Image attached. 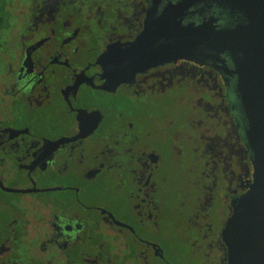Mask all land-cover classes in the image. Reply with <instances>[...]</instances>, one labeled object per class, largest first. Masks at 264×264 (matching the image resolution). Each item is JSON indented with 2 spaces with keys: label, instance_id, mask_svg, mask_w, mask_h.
<instances>
[{
  "label": "flooded vegetation",
  "instance_id": "obj_1",
  "mask_svg": "<svg viewBox=\"0 0 264 264\" xmlns=\"http://www.w3.org/2000/svg\"><path fill=\"white\" fill-rule=\"evenodd\" d=\"M264 0H0V264H228L253 154L222 33Z\"/></svg>",
  "mask_w": 264,
  "mask_h": 264
},
{
  "label": "water",
  "instance_id": "obj_2",
  "mask_svg": "<svg viewBox=\"0 0 264 264\" xmlns=\"http://www.w3.org/2000/svg\"><path fill=\"white\" fill-rule=\"evenodd\" d=\"M237 75L236 93L245 117V137L253 154V183L234 206L222 232L228 264H264V38L253 22L223 31Z\"/></svg>",
  "mask_w": 264,
  "mask_h": 264
}]
</instances>
